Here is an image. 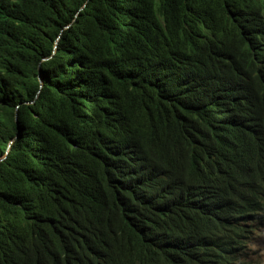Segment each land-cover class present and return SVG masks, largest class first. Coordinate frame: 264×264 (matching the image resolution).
Returning <instances> with one entry per match:
<instances>
[{
  "label": "trees",
  "instance_id": "16d2710c",
  "mask_svg": "<svg viewBox=\"0 0 264 264\" xmlns=\"http://www.w3.org/2000/svg\"><path fill=\"white\" fill-rule=\"evenodd\" d=\"M262 47L264 0H0V264H89L101 243L105 264H195L140 230L154 214L116 185L134 158L210 175L232 147L207 142L208 116H235ZM220 133L244 155L258 139ZM193 226L213 264L246 232Z\"/></svg>",
  "mask_w": 264,
  "mask_h": 264
},
{
  "label": "clouds",
  "instance_id": "9594fccd",
  "mask_svg": "<svg viewBox=\"0 0 264 264\" xmlns=\"http://www.w3.org/2000/svg\"><path fill=\"white\" fill-rule=\"evenodd\" d=\"M260 54L264 57V47ZM259 61L249 78L250 93L242 99L235 95L226 100L235 116L224 120L208 116L219 130L205 138L207 142L232 147L229 154L207 155L212 161L225 157L214 168L205 167L210 175L190 167L169 174L156 162L136 158L121 172L116 199H128L132 205L154 214L147 227L138 218L134 222L145 234L163 243L164 253L191 248L197 256L192 260L195 264H213L219 253L207 232L193 226L202 221L210 227L246 230L237 238L239 244L233 243L238 249L230 263L246 264L248 244L264 230V62ZM229 122L237 123L240 134L250 128L258 133L246 155L237 152L220 133ZM202 145L203 142L200 148ZM112 249L107 243L95 246L89 264H105V256Z\"/></svg>",
  "mask_w": 264,
  "mask_h": 264
},
{
  "label": "rangeland",
  "instance_id": "374dc122",
  "mask_svg": "<svg viewBox=\"0 0 264 264\" xmlns=\"http://www.w3.org/2000/svg\"><path fill=\"white\" fill-rule=\"evenodd\" d=\"M246 264H264V230L248 244Z\"/></svg>",
  "mask_w": 264,
  "mask_h": 264
}]
</instances>
